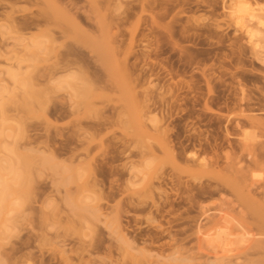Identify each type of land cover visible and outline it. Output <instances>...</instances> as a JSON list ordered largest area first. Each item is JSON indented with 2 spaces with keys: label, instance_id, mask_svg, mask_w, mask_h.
<instances>
[{
  "label": "rangeland",
  "instance_id": "obj_1",
  "mask_svg": "<svg viewBox=\"0 0 264 264\" xmlns=\"http://www.w3.org/2000/svg\"><path fill=\"white\" fill-rule=\"evenodd\" d=\"M234 1L0 0V264L264 257V220L183 171L196 153L227 175L264 143V26ZM206 208L229 230L207 231Z\"/></svg>",
  "mask_w": 264,
  "mask_h": 264
},
{
  "label": "bare ground",
  "instance_id": "obj_2",
  "mask_svg": "<svg viewBox=\"0 0 264 264\" xmlns=\"http://www.w3.org/2000/svg\"><path fill=\"white\" fill-rule=\"evenodd\" d=\"M252 2H255V0H251ZM243 2H244V0H243ZM243 2H240V0L238 1V0H236V1H234V4H233V6H234V8L233 9H235V14H237V12H236V10L238 11V12H240L241 11V13H242V11H245V12H247V13H249L248 15H249V17L248 18H250L249 20L251 21L252 20V22H253V20H255V22H254V24L255 25H258V28H260L259 26H264V7H262V8H255L256 6L258 7V5L260 6V4H258V5H252L251 6V4H249V2H245V3H243ZM254 6V7H253ZM262 6H264V5H262ZM245 12H243V14L245 13ZM241 13H238V14H241ZM242 15V14H241ZM241 15H239V16H241ZM245 15H246V13H245ZM238 16V15H237ZM243 16V15H242ZM247 16V15H246ZM244 18V17H243ZM246 19H247V17H246ZM34 20V19H33ZM240 20V19H239ZM249 20H247V21H249ZM32 21V20H31ZM35 21V20H34ZM249 21V22H250ZM30 22V21H29ZM33 23V22H32ZM30 24V23H29ZM35 24V23H34ZM31 25V24H30ZM251 25H253L252 23H251ZM27 26V25H26ZM250 26V25H249ZM252 27V26H251ZM253 28V27H252ZM251 28V29H252ZM254 28H256V29H258L257 27H254ZM262 28H264V27H262ZM261 30L262 31H264V29H260L259 31L261 32ZM254 31H256L257 32V30H255L254 29ZM253 30L251 31V32H249V33H251V34H253L252 32H254ZM5 105V104H4ZM262 125V127H264V124H261ZM165 137V136H164ZM169 141V140H168ZM188 141V140H187ZM190 142V141H189ZM168 143V142H167ZM181 143H183V142H181ZM179 145H181V144H179ZM183 145V144H182ZM182 145H181V149L180 148H178L179 150H177V152H176V157L177 158H181V157H183L184 155L183 154H185V151L187 150V149H189V145L188 144H186L187 146H183L182 147ZM193 145V144H192ZM191 145V147H194V145L192 146ZM170 146V145H169ZM199 147V146H198ZM170 148V147H169ZM201 149V148H200ZM188 151V150H187ZM200 151V150H199ZM238 151H239V153H240V156L242 157V160H243V153L244 152H246V155H247V166H244V167H238V164L237 163H240L239 162V159H238V162H234V164L230 161L229 163L227 162V167L225 168L227 171L226 172H228V174L227 175H225L226 173H221L220 171L218 172V173H216V171L214 170V168H213V165H214V163H218L217 161H215V162H213V163H211V162H207L206 160H204V159H202L201 158V161H198V155L196 156V153L195 154H191L190 155V153L187 155V157L185 158V160L187 159V161H189L191 164H189L188 166L186 165V169L184 170L183 169V171L184 172H187V173H189L193 178H196V177H199V178H201V177H203V176H206V175H208V176H213V178H216V176H217V178H219V177H222V181L226 184V186L227 187H229V188H231L237 195L239 194V197L238 198H241V200L243 201L242 203H240V205L242 204L243 205V203L246 205V207H247V209H249L250 210V212L252 213V214H256V215H258V217H260V218H262V220H264V181H262V183H258V182H261V181H258L257 182V180H253V175H250V172H252V171H255V170H258V169H260V170H264V143H259V144H255V145H246V144H242L241 146H240V148L238 149ZM169 152L172 154V155H174V149L173 148H170V150H169ZM195 152V151H194ZM197 152V151H196ZM200 152H202V150L200 151ZM151 153H152V158H151V163L153 162V163H157L158 161H159V158H158V156H156V154L154 153V152H152L151 151ZM197 153H199V152H197ZM202 153H204V152H202ZM151 155V154H150ZM236 155V154H235ZM234 155V156H235ZM238 156V154L236 155V157ZM151 157V156H150ZM228 160H229V157H226ZM239 158V157H238ZM234 159V158H233ZM233 161V160H232ZM236 161V160H235ZM162 165H164L163 163H161ZM160 164V165H161ZM161 165V166H162ZM158 167V166H157ZM129 169V168H128ZM159 169H160V166H159ZM158 170V169H157ZM112 171V170H111ZM128 171V170H127ZM225 172V171H224ZM154 173V172H153ZM220 174H223V175H220ZM251 174H253V173H251ZM156 175H157V172H156ZM156 175H153L154 176V178L153 177H151V181L152 180H155L156 178H158ZM249 175H250V177H249ZM156 176V177H155ZM251 176L253 177V178H251ZM178 177V176H177ZM162 178V177H161ZM212 178V177H211ZM250 178V179H249ZM178 179V178H177ZM177 179H170V180H173L172 181V183L174 182V181H176ZM169 180V179H168ZM170 180H169V182H170ZM150 181V182H151ZM164 182H166L165 180H163ZM179 181H180V179H179ZM164 182H163V184H164ZM181 182V181H180ZM204 182V181H203ZM167 183V182H166ZM165 183V184H166ZM181 183H183V182H181ZM221 183V182H220ZM5 184H6V181H5ZM154 184V183H153ZM170 184H171V182H170ZM177 185V186H179L180 185V183L178 182V180H177V183L176 182H174V184L173 185ZM179 184V185H178ZM204 184V183H203ZM208 184V183H207ZM206 184V185H207ZM223 184V183H222ZM161 185V188L163 187L162 186V184H160ZM167 185V184H166ZM172 184H171V186H173ZM176 185H175V187H176ZM192 185V184H191ZM202 185V184H201ZM213 185V184H212ZM210 185L209 184V187H203V188H201V187H199V185H197L198 187H197V189H196V191L199 189V188H201V191L198 193L199 194V196H200V194L201 195H204L203 196V198L206 200V198H213V196L214 195H219V194H221V192L223 191V190H221V189H219V187H218V189H217V187H214V188H212L213 186H215V185ZM220 185V184H219ZM185 186V185H184ZM187 186H189V185H187ZM208 186V185H207ZM212 186V187H211ZM217 186V185H216ZM223 186V185H222ZM241 186L242 187H244V191L242 192V191H238V190H240V188H241ZM8 187V186H7ZM111 187V186H110ZM152 187V186H151ZM150 187V188H151ZM186 187V186H185ZM193 187V186H192ZM160 188V186H158V189H160L159 191H160V193H162V194H165L164 196H165V198L168 196L166 193V190L165 189H161ZM174 188V187H173ZM194 188V187H193ZM193 188H192V191H193ZM100 189V188H99ZM109 189V188H108ZM152 189V188H151ZM153 189H154V187H153ZM190 189H191V186H190ZM113 190V189H112ZM112 190H111V192H112ZM123 190V189H122ZM170 190V189H169ZM175 190V189H174ZM182 190V189H181ZM5 191V190H4ZM190 192H192L191 190H189ZM231 191V190H230ZM8 192V191H7ZM175 192V191H174ZM245 192V193H244ZM195 194H196V192H194ZM232 194H233V192H231ZM9 194V193H8ZM170 194V193H169ZM191 195V194H190ZM193 195V194H192ZM192 195H191V198H192ZM261 196V198L259 199V198H257V196L258 197H260ZM105 196V195H104ZM175 196V195H174ZM195 197H197L196 195H194ZM102 197V196H101ZM114 197V196H113ZM168 198V197H167ZM166 198V199H167ZM199 198V197H198ZM202 197H201V199H203ZM194 199V198H193ZM197 199V198H196ZM129 200V199H128ZM225 200V199H224ZM238 200V199H237ZM240 200V199H239ZM240 200V201H241ZM166 201V200H165ZM223 201V200H222ZM132 202H133V200H132ZM139 202V201H138ZM162 202V201H161ZM196 202V201H195ZM202 202V201H201ZM201 202H199V203H201ZM210 202V201H209ZM217 202H219V200L217 201ZM216 202V203H217ZM239 202V201H238ZM125 203V202H124ZM203 203H206V202H203ZM138 204H140V203H138ZM155 204V203H154ZM165 204V203H164ZM127 205V204H126ZM142 204H140V205H138V206H141ZM156 206H155V208L157 207V211H159V208H158V202H157V204H155ZM198 205H200V204H198ZM244 205V206H245ZM196 206V205H195ZM212 206V205H211ZM213 206H215V205H213ZM135 207V204H134V206H133V208ZM136 207H137V205H136ZM142 207H144L143 205H142ZM204 207V206H203ZM207 207V206H206ZM215 207H217V205L215 206ZM215 207L212 209V210H215ZM218 207H219V205H218ZM226 207V206H225ZM225 207H223V208H225ZM121 208V207H120ZM128 208V207H127ZM200 208H202V206H200ZM199 208V209H200ZM221 208V207H220ZM243 208V207H242ZM143 209V208H142ZM141 209V210H142ZM145 209V208H144ZM191 209H193V207L191 208ZM204 209V208H203ZM207 209V208H206ZM205 209V210H206ZM245 209V208H244ZM117 210V209H116ZM122 210V209H121ZM134 210H140L139 209V207L137 208V209H135L134 208ZM140 210V211H141ZM177 210V209H176ZM246 210V209H245ZM249 210H248V212H249ZM129 211V210H128ZM143 211V210H142ZM202 211V210H201ZM209 211V208L206 210V211H202V212H200L199 211V213H202V214H204L205 216L204 217H206V219L208 220H206L208 223L207 224H203V226H206V225H208V227H207V231H210V230H214V229H217V230H220V231H227V229L229 230V227L227 226V225H224V223L223 224H221L220 223V218L219 219H214V215H212V214H209V213H211V212H208ZM211 211V210H210ZM222 211H225L226 212V209H224V210H222ZM156 212V211H155ZM159 213V212H158ZM189 213V212H188ZM178 214V213H177ZM219 214V213H218ZM217 215V214H216ZM223 215V214H222ZM222 215L220 216V217H222ZM199 216V215H198ZM201 216H203V215H201ZM188 217V216H187ZM194 218V217H193ZM192 218V219H193ZM185 219V218H184ZM191 220V219H190ZM195 220H196V218H195ZM194 220V221H195ZM223 221V220H222ZM221 221V222H222ZM183 222V221H182ZM185 222V221H184ZM202 222V221H201ZM170 223H171V220H170ZM194 223V222H193ZM200 223V222H199ZM199 223H196V226H197V224H199ZM190 224V223H189ZM169 225V224H168ZM195 225V224H194ZM193 226V225H192ZM191 226V227H192ZM202 227V226H201ZM196 228V227H195ZM203 228V230H204V228H206V227H202ZM202 228H200V231H201V229ZM193 229H194V227H193ZM198 229H199V227H198ZM198 229H197V231H198ZM167 231H169V230H167ZM186 231V230H185ZM200 231H199V233H200ZM187 232V231H186ZM193 233V232H192ZM196 233V232H195ZM207 233V232H206ZM262 233H264V231H262ZM198 234V233H197ZM201 234V233H200ZM178 235V234H177ZM170 236V235H169ZM191 236V235H190ZM188 237V236H187ZM175 240V239H174ZM180 241V240H179ZM243 242V241H242ZM178 243V242H177ZM255 246H257V245H255ZM260 245H258V247H259ZM251 248V247H250ZM260 249H261V246L259 247ZM254 250H255V248H253ZM256 251H259V249L258 250H256ZM261 251V250H260ZM252 252V251H251ZM262 252H264V248H262ZM258 253H260V252H258ZM252 254V253H251ZM253 254H255V253H253ZM262 254H264V253H262ZM262 256V255H261ZM261 258V257H260ZM259 258V259H260ZM262 258H264V257H262ZM261 258V259H262ZM258 258L257 259H255L254 261H250L249 263L250 264H258V260H259ZM260 259V260H261ZM251 260V259H250ZM259 260V264H261L262 262V260H264V259H262L261 261ZM225 264V262H222V264ZM229 263V262H228Z\"/></svg>",
  "mask_w": 264,
  "mask_h": 264
}]
</instances>
